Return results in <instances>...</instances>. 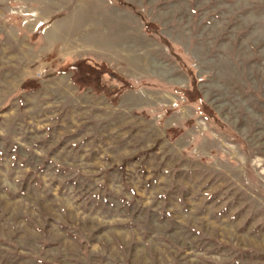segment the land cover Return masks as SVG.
I'll return each instance as SVG.
<instances>
[{
  "label": "rangeland",
  "instance_id": "rangeland-1",
  "mask_svg": "<svg viewBox=\"0 0 264 264\" xmlns=\"http://www.w3.org/2000/svg\"><path fill=\"white\" fill-rule=\"evenodd\" d=\"M0 264H264V0H0Z\"/></svg>",
  "mask_w": 264,
  "mask_h": 264
},
{
  "label": "trees",
  "instance_id": "trees-1",
  "mask_svg": "<svg viewBox=\"0 0 264 264\" xmlns=\"http://www.w3.org/2000/svg\"><path fill=\"white\" fill-rule=\"evenodd\" d=\"M150 25V24H149ZM147 28V31H151L154 28ZM71 73V81L79 89L90 88L91 91L96 94H104L107 98H110L112 102L116 100L119 93L125 89L133 87V84L116 73L113 69L108 67L105 63L92 62L88 58L78 59L63 69ZM107 76L110 81L118 82L121 85L117 88H110L104 81V77ZM37 86L34 81H25L21 86V90L30 91ZM183 94L192 102H196L200 107V111L206 116H213L210 111L197 96L194 99L190 98L189 91H183ZM180 131L172 129L169 131V135L175 137Z\"/></svg>",
  "mask_w": 264,
  "mask_h": 264
},
{
  "label": "built area",
  "instance_id": "built-area-1",
  "mask_svg": "<svg viewBox=\"0 0 264 264\" xmlns=\"http://www.w3.org/2000/svg\"><path fill=\"white\" fill-rule=\"evenodd\" d=\"M41 26V24H38V27Z\"/></svg>",
  "mask_w": 264,
  "mask_h": 264
}]
</instances>
